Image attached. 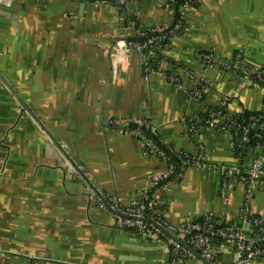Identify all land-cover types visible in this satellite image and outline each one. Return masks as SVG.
I'll return each instance as SVG.
<instances>
[{"label": "crops", "instance_id": "obj_1", "mask_svg": "<svg viewBox=\"0 0 264 264\" xmlns=\"http://www.w3.org/2000/svg\"><path fill=\"white\" fill-rule=\"evenodd\" d=\"M177 2L0 0V264H163L168 249L118 215L150 188L147 178L167 171L139 140L120 135L128 119L153 124L173 152L207 159L159 192V214L171 229L202 219L239 223L246 213L250 236L251 221L264 220V182L249 199L242 183L257 151L231 122L264 110V88L202 61L239 54L264 70V0L189 7L175 37L153 51L176 82L149 72L153 55L145 62L136 52L113 77L114 43L161 30ZM196 80L207 86L201 99ZM183 118L206 120L193 136ZM219 251L221 264H235L232 246ZM181 264L205 263L191 254Z\"/></svg>", "mask_w": 264, "mask_h": 264}, {"label": "built area", "instance_id": "obj_2", "mask_svg": "<svg viewBox=\"0 0 264 264\" xmlns=\"http://www.w3.org/2000/svg\"><path fill=\"white\" fill-rule=\"evenodd\" d=\"M96 4H105L107 0H89ZM182 0H178L177 4ZM202 0H186L182 5L174 7L173 17L169 24L165 25L161 30H142L138 32V37L142 38L149 34L160 33L163 39L175 37V34L180 30L183 24V13L192 5L197 4ZM119 6H123L124 2L120 1ZM177 6V5H176ZM179 15L182 21L175 22V17ZM157 38H150L144 42H133L128 39L117 40L112 47L111 66L113 77L118 76L123 68L124 64H127L129 53L136 52L140 54L145 62L149 55H153L151 58L156 59V54L153 51L156 49ZM151 53H150V51ZM149 51V55L145 51ZM202 61L207 66H216L229 72L238 73L242 76H246L255 80L264 88V70H258L252 68L244 63L241 55H237L232 62L221 61L215 58L213 55L202 56ZM155 69L148 67L146 63V69L149 72H156L163 75L169 82L174 83L177 80L173 77H169L165 71L166 62L160 58L155 62ZM207 86L203 81H195V89L193 95L196 99H201L206 92ZM223 111H218L209 115L208 124H213L212 119L221 116ZM199 120H188L183 118L181 123L183 127L188 129L192 135H197L198 127L196 126ZM250 121L254 122V118ZM255 126V123L252 124ZM262 131L264 132V123L262 125ZM120 135L132 136L139 140L142 147L154 158L161 160L167 167V171L164 174L155 175L147 178L150 188H145L141 193V198L136 201L132 208L126 212V215L134 217L136 219H125L123 224L127 228H133L138 231L149 241L155 242L157 245H163L168 249V256L163 261V264H181L186 257L191 256V253L187 251L178 241L184 243L194 251L198 252L206 260L212 264H221L219 254L220 247L222 245L232 246L235 251V264H254L255 261L264 259V228L263 218H256L252 220V224L255 228L262 226L261 232L257 234L248 235L245 231V224H248L250 219L246 213L242 215V221L240 223H229L224 227L217 228L215 222L213 224H200L198 221H191L180 229H171L164 221H162L158 210V194L165 188V184L172 179H180L185 171L190 168H203L207 159L203 154H197L194 156L188 154L176 153V157L180 160V168L177 173L176 167L172 164V160L167 154V148L160 141L158 144L155 139L159 138L157 128L146 120L141 119H128L123 122V126L119 130ZM248 131L245 130L242 136V142L248 144L250 142ZM255 138L262 139V133L255 134ZM257 158L250 166L247 176L242 179V183L245 186V195L247 199L251 197L254 190L264 182V143L256 146ZM211 222L212 220H208ZM153 223L159 225L163 229L171 233L176 239L169 237L162 232ZM178 240V241H177ZM222 240V244L219 243Z\"/></svg>", "mask_w": 264, "mask_h": 264}, {"label": "trees", "instance_id": "obj_3", "mask_svg": "<svg viewBox=\"0 0 264 264\" xmlns=\"http://www.w3.org/2000/svg\"><path fill=\"white\" fill-rule=\"evenodd\" d=\"M185 1L186 0H182L181 2H179L177 4V7L182 5V3H184ZM177 21H182V18H180L179 15H177L175 17V22H177ZM183 22H184V20H183ZM162 36L163 35H160L158 33H154V34H149V35H147L145 37H142V38L136 37V38L132 39V41L133 42H144V41L149 40L150 38L154 37V38H157L155 48L162 49V48H164L166 45H168L170 43V37H167V38L163 39ZM149 51H150V49H149ZM149 51L146 50L145 53L149 55ZM155 53H156V56H157L156 59L148 61V67L151 68V69H155V66H156L155 62L161 58L160 54H158V52H155ZM251 118H254V122L250 121ZM231 122H232V124H233V122L236 123V126L234 127V132H237L238 136H240V135L243 136L245 130L248 131L247 135L249 136L250 142L247 144V146H248L249 150H251V151L254 150L255 151L257 145L264 143V132L262 131V125L264 123V110L262 112H260V113H257V114L247 113L244 116L235 117ZM253 123H255V126L252 125ZM196 126L198 127V124ZM257 133H259V134L262 133V139L259 140V139L255 138L254 135L257 134ZM159 139L160 138L155 139V141L158 144H160V141H158ZM165 148H167V147H165ZM167 154L171 158V160H172L171 162L176 167V171L178 173L179 172V168H180V160L176 157V153L173 152L171 149L167 148ZM240 221H242V218H241ZM198 222L200 224H203V225H205V224H213L215 222L216 223L215 226L217 228L224 227L226 225L223 222H219V221H211V222H209L208 220H204V219L199 220ZM261 230H262V226H260L259 228H255L253 234H257V233L261 232ZM219 243L222 244V240H219Z\"/></svg>", "mask_w": 264, "mask_h": 264}, {"label": "water", "instance_id": "obj_4", "mask_svg": "<svg viewBox=\"0 0 264 264\" xmlns=\"http://www.w3.org/2000/svg\"><path fill=\"white\" fill-rule=\"evenodd\" d=\"M23 104V108L24 110H27L28 112H30L33 115V112L28 108V106H26V104ZM34 116V115H33ZM35 117V116H34ZM118 215L126 218V219H136L134 217H131L129 215H122L121 213H118ZM153 225H155L157 228H159L162 232H164L165 234H167L169 237H172L174 239H176L171 233H169L167 230L163 229L162 227H160L159 225L153 223ZM178 241V240H177ZM187 251H189L191 254H193L195 257H197L200 261H202L205 264H212L211 262H209L208 260H206L203 256H201L198 252L194 251L193 249H191L190 247H188L187 245H185L184 243L178 241Z\"/></svg>", "mask_w": 264, "mask_h": 264}]
</instances>
